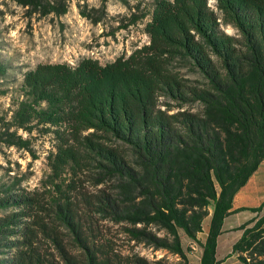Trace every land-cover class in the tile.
<instances>
[{"label": "trees", "instance_id": "trees-1", "mask_svg": "<svg viewBox=\"0 0 264 264\" xmlns=\"http://www.w3.org/2000/svg\"><path fill=\"white\" fill-rule=\"evenodd\" d=\"M0 1L21 8L27 19L61 17L73 2ZM75 1L82 18L100 23L93 14L103 13L107 0H100L99 8L88 7L87 0ZM117 1L129 11L128 26L150 17L145 33L156 46L154 53L146 48L104 67L91 61L76 67L38 65L23 77L11 120H0V146L33 154L31 135L37 131L50 137L58 163L66 166L77 159L75 147H80L97 163L102 179L113 185V196L96 202L95 213L125 224L131 240L165 250L182 264H187V254L181 235L200 247L199 264H224L232 257L236 264H264V201L255 208H234L235 196L264 162V0H213L222 22L239 37L220 29L208 8L210 0H153L151 10L139 17L134 12L139 3L131 7L128 0ZM155 52L179 56L201 74L205 86L185 92L162 70ZM158 91L182 103L190 95L202 114H164L156 107ZM86 130L127 146L131 160L93 136H82ZM50 181L55 184L54 178ZM10 190L0 188V193ZM53 205L54 218L83 252L82 264L113 263L80 238L79 220L67 200H54ZM11 207L20 211L0 218V264H54L40 255L33 234L22 225L32 217L31 200L0 198V210ZM241 212L255 217L238 228L241 235L230 254L218 261L224 222ZM35 227L44 234L45 225ZM53 245L64 264H79L56 239ZM4 253L13 254L4 258ZM133 264L147 262L134 258Z\"/></svg>", "mask_w": 264, "mask_h": 264}, {"label": "rangeland", "instance_id": "rangeland-1", "mask_svg": "<svg viewBox=\"0 0 264 264\" xmlns=\"http://www.w3.org/2000/svg\"><path fill=\"white\" fill-rule=\"evenodd\" d=\"M128 2L131 7L139 3V11L134 10L136 17H139L151 10L153 0ZM5 4L0 1V68L5 70V75L0 76V120L6 122L11 120L14 111L12 103L20 94L24 75L38 65L76 67L85 61H91L104 67L119 60L126 61L146 48H150L151 53L156 49L145 33L150 17L128 26L129 11L117 0H107L104 12L93 14V18H100V23L97 24L80 16L75 0L65 15L41 19L36 17L27 19L21 8L8 1H5ZM87 4L90 8L101 6L100 0H87ZM208 8L218 17L220 29L224 33L239 37L232 26L222 22V14L213 0L208 2ZM157 56L163 64L162 70L182 86L185 92L202 89L205 86L206 82L201 74L179 56L159 53L155 55ZM186 98V102L182 103L158 91L155 97L156 107L168 116L183 112L200 116L202 106L192 101L190 95ZM18 135L23 138L28 136L21 131ZM82 136L90 138L93 136L104 145V148L114 150L127 161L132 158L127 146L102 133L86 130L82 132ZM31 137L33 154L0 146V188L11 189L8 194L0 193V198L26 196L31 200L32 217L23 220L22 225H26L27 230L33 234L37 250L45 260L54 264H64L58 249L53 245V239H56L74 262L82 264L85 259L83 252L74 243L73 234L65 230L54 218L53 201L65 199L73 215L79 220L80 238L89 248H93V251L108 256L112 264H133L134 258H140L147 264H154L157 261L182 264L178 257L165 250H156L131 240L125 233V224H113L95 213L94 204L103 198L113 196L114 191L112 182L102 179V172L97 169V163L90 155L84 154L80 147H75L80 153L75 156L77 159L71 165H60L53 147L54 142H51L48 135L40 136L34 131ZM52 178L55 182L53 185L50 181ZM263 201L264 162L235 196L234 208H255ZM18 211H20L18 207L0 210V218ZM253 217L255 214L241 212L225 220L223 233L218 239L216 253L218 261L227 258L232 245L241 235L238 228ZM38 224L45 225L44 234H40L39 229L35 227ZM208 224L209 218L204 222L203 232L198 235L200 243L205 240ZM181 238L187 254V264H199L200 247L183 235ZM4 254V258H10L13 253ZM224 264H236L235 258L226 259Z\"/></svg>", "mask_w": 264, "mask_h": 264}]
</instances>
